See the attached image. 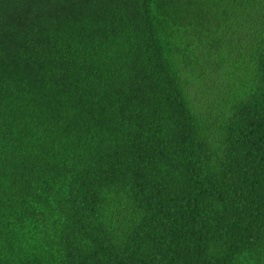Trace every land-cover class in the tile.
Returning <instances> with one entry per match:
<instances>
[{
	"label": "trees",
	"instance_id": "16d2710c",
	"mask_svg": "<svg viewBox=\"0 0 264 264\" xmlns=\"http://www.w3.org/2000/svg\"><path fill=\"white\" fill-rule=\"evenodd\" d=\"M0 264H264V0H0Z\"/></svg>",
	"mask_w": 264,
	"mask_h": 264
}]
</instances>
